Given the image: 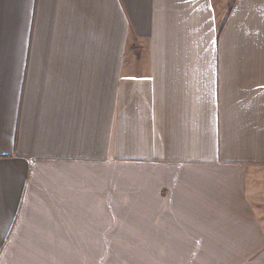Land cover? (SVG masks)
<instances>
[{
    "label": "crops",
    "instance_id": "1",
    "mask_svg": "<svg viewBox=\"0 0 264 264\" xmlns=\"http://www.w3.org/2000/svg\"><path fill=\"white\" fill-rule=\"evenodd\" d=\"M122 208L264 248V0H0V264Z\"/></svg>",
    "mask_w": 264,
    "mask_h": 264
},
{
    "label": "rangeland",
    "instance_id": "2",
    "mask_svg": "<svg viewBox=\"0 0 264 264\" xmlns=\"http://www.w3.org/2000/svg\"><path fill=\"white\" fill-rule=\"evenodd\" d=\"M99 210L110 211L106 205ZM116 211L120 214L82 217V224L77 225V243L82 246L46 248V255L66 256L75 264H228L248 255L263 259L254 258L246 264H264V248H220L210 232L181 230L161 216L122 214L138 211L135 209ZM52 228L73 235L71 227L64 224Z\"/></svg>",
    "mask_w": 264,
    "mask_h": 264
}]
</instances>
